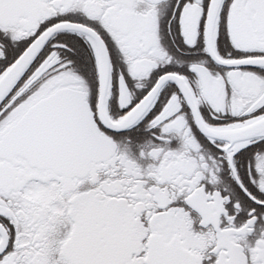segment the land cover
Wrapping results in <instances>:
<instances>
[{
    "label": "snow or ice",
    "instance_id": "obj_1",
    "mask_svg": "<svg viewBox=\"0 0 264 264\" xmlns=\"http://www.w3.org/2000/svg\"><path fill=\"white\" fill-rule=\"evenodd\" d=\"M0 264H264V0H0Z\"/></svg>",
    "mask_w": 264,
    "mask_h": 264
}]
</instances>
